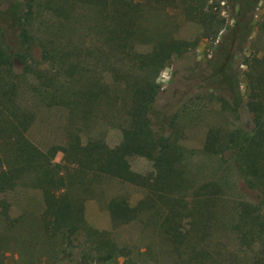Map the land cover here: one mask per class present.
Masks as SVG:
<instances>
[{
	"label": "trees",
	"instance_id": "trees-1",
	"mask_svg": "<svg viewBox=\"0 0 264 264\" xmlns=\"http://www.w3.org/2000/svg\"><path fill=\"white\" fill-rule=\"evenodd\" d=\"M34 1L25 2L24 15L18 21L20 53L12 55L0 33V195L17 187L38 190L43 206V227L49 234L59 235L63 247L70 246L71 236L76 234L89 240L90 257L84 255L78 264H107L116 258L124 259L121 264H132L127 258L128 251L105 237L106 232L92 229L84 220V202L92 196L94 185L102 179L146 187L150 195L165 203L158 215L157 230L170 241L174 252L184 247L190 237L203 243V237L209 235L213 207L222 197L221 186L212 178L199 185L190 182L185 177L184 147L170 136L152 132L147 116L158 93L154 83L158 73L169 60L172 49L181 53L182 47L188 43L182 41L178 49L172 43L159 44L149 54L138 53L129 45L128 30L135 24L132 15L139 13L147 0H109L115 4L117 1L120 7L113 9L115 12L108 17L102 15V8L96 7L104 0H87V5L94 7L97 15L101 19L107 18L113 27L106 29L101 22H93L99 39L84 46L59 42L57 31H50L46 36L44 34L43 49L31 22ZM182 1L188 4L183 5ZM177 2L175 6L181 13L198 21L202 30H209L217 23L210 13L212 6L205 5L208 0ZM256 4L257 0H239L238 14L228 41L237 39L240 46L245 43L250 35L251 13ZM54 15L64 17L63 7L56 0H44V30L51 27ZM212 35L215 39L216 31ZM223 44V41L217 42L208 60L210 73L207 78L222 86L232 113L243 110L248 119L226 135L206 136L201 153L234 165L248 189L263 192L264 74L250 77L243 96L239 91L238 77L228 74L230 62L237 57ZM36 48L44 51V68L33 65L32 52ZM253 61L264 65V54L260 58L253 57ZM96 64L111 73L112 83H117L120 91L126 93L109 101L111 112H123L117 123L121 139L111 148L106 145L102 134H91L84 129L96 103L103 98L110 99L108 83L98 77L101 73L93 70ZM237 65L246 66L243 61H238ZM126 66L128 69L123 70ZM20 81L27 84V94L40 99L45 107L59 106L71 119L81 115L80 127L68 131L62 146L50 145L42 151L25 136L31 116L26 107L17 103ZM257 82L260 86L253 87L252 83ZM58 153L61 157L56 163L54 158ZM132 156L152 163L154 174L151 180L130 170L127 160ZM191 189L190 197L186 198ZM142 205L131 207L123 199H110L106 209L112 228L139 219ZM7 208V202L0 198V217L4 220ZM234 224L239 238H246L247 234L250 237L264 236L263 221L252 212L249 204L240 206ZM256 263L264 264V259H258Z\"/></svg>",
	"mask_w": 264,
	"mask_h": 264
},
{
	"label": "rangeland",
	"instance_id": "rangeland-1",
	"mask_svg": "<svg viewBox=\"0 0 264 264\" xmlns=\"http://www.w3.org/2000/svg\"><path fill=\"white\" fill-rule=\"evenodd\" d=\"M25 2L27 0H0V33L12 55L21 51L17 39L18 21L24 15ZM56 2L63 7L65 16H52L54 22L45 30L44 0H35L33 4L31 22L34 35L43 49L44 34L46 36L50 31H57L59 42L84 46L99 39L93 22H101L106 29L113 27L107 18L101 19L94 7L87 5V0ZM114 2L117 4L104 0L96 7L102 8V15L108 17L113 9L120 7V3ZM238 2L208 0L205 5L212 6L210 13L217 23L205 31L198 21L181 13L175 6L177 0H147L140 12L132 15L135 24L129 27L127 39L136 52L149 54L159 44L167 43L176 45L175 49H178L182 41L188 43L182 47L181 53L172 49L169 60L158 73L154 81L158 93L147 116L152 132L170 136L184 147L185 177L195 185L212 178L222 191V197L213 207L209 235L203 237V243L190 237L182 249L174 252L170 241L157 230L158 215L165 207L163 201L150 195L146 187L114 179H102L94 185L92 196L84 202V220L92 229L106 232L105 237L128 251L127 258L132 264H257L258 259H264V236L250 237L247 234L246 238H239L234 224L240 206L248 204L264 224V190L248 189L234 165L201 153L206 136L226 135L248 119L243 110L232 113L222 86L207 78L210 73L207 63L217 42L223 41V45L237 57L230 62L228 74L238 77L239 91L243 96L250 77L264 74V65L253 61V57L260 58L264 54V0H257L251 13L250 35L241 46L237 39L228 41L238 14ZM213 31H216L215 39ZM32 56L35 60L33 65L44 68L42 48H36ZM238 61H243L246 66L237 65ZM93 70L101 73L98 77L108 83L110 99L103 98L96 103L84 129L91 134H102L106 145L111 148L120 142L117 123L123 114L110 111L111 98L122 97L126 93L120 91L117 83H112L113 76L105 72L101 64L94 65ZM19 85L21 90L17 103L26 107L31 116V124L25 132L27 139L42 151L50 145L62 146L68 131L78 125L80 127L81 115L71 119L59 106L45 107L40 99L27 94L25 82L20 81ZM254 85L260 86V83H252ZM82 137H85L84 133ZM60 157L59 153L56 154L54 162L58 163ZM127 162L132 172L151 180L154 170L150 161L132 156ZM191 193L192 189L187 191L186 198ZM0 198L8 204L6 220L0 217V264H78L84 255L90 257L89 240L76 234L71 236V245L63 247L59 235L52 236L43 227V206L38 190L17 187L12 192L0 195ZM113 198L123 199L131 207L143 204L139 219L112 228L106 205ZM191 249L199 253H193ZM122 261L123 258H116L107 264H121Z\"/></svg>",
	"mask_w": 264,
	"mask_h": 264
}]
</instances>
